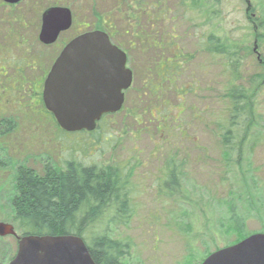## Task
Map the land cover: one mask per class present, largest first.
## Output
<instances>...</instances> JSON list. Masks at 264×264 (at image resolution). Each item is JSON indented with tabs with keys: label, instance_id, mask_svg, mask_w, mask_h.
Returning <instances> with one entry per match:
<instances>
[{
	"label": "rangeland",
	"instance_id": "rangeland-1",
	"mask_svg": "<svg viewBox=\"0 0 264 264\" xmlns=\"http://www.w3.org/2000/svg\"><path fill=\"white\" fill-rule=\"evenodd\" d=\"M166 3L171 9L170 0ZM218 4L217 15L211 20H201L192 12L190 20L184 19L177 3L175 13L168 12V18L174 17L176 23V48L184 55L176 83L161 84L157 91L160 84L154 73V68H160L158 59L165 60L176 50L173 54L129 51L134 83L126 93L124 108L107 117L93 133H63L44 107L35 104L33 92L25 88V103L18 107L19 101L7 111L17 126L5 136L0 133V223L12 225L18 232L9 198L14 192L12 179L20 166L44 177L49 166L63 169L67 162L76 161L87 167L120 169L130 175V219L112 230L114 239L129 245L126 264H201L213 253L232 246L241 232L248 237L264 233V93L255 100L259 107L255 114L257 132L237 162L236 156L225 157L216 133L226 116L222 97L232 81L221 58L202 53L197 47L198 43L207 45L208 35L215 34L252 50L253 41L243 45L237 40L252 33L255 15L246 13L244 0H219ZM54 5L70 9L76 22V31L63 35V44L73 40L78 29L96 26L99 16L114 7L111 0H22L14 7L0 0V50L4 56H12L14 64L34 62V69L28 64L24 69L28 85L46 75L62 50L60 43L48 47L39 41L42 15ZM151 12L150 16L159 14ZM148 20L145 23L152 24ZM191 21L197 26H192ZM117 24L122 35L126 29L120 21ZM155 29L162 30L164 26L158 24ZM255 45V54L248 55L247 68L243 70L245 77L257 70L256 58L262 51ZM245 47L240 51L245 52ZM8 74L15 76L13 68ZM180 91L187 93L182 95ZM163 140L176 141L177 159L167 147L164 158L156 160L158 147L166 145ZM189 150L197 158L186 157ZM173 158L175 162L191 161L192 166L181 179L178 194L168 199L157 188L162 184V168ZM138 160L144 167L138 165ZM9 249L17 252L18 241L12 236L0 237V256ZM5 260L0 257V263Z\"/></svg>",
	"mask_w": 264,
	"mask_h": 264
},
{
	"label": "trees",
	"instance_id": "trees-1",
	"mask_svg": "<svg viewBox=\"0 0 264 264\" xmlns=\"http://www.w3.org/2000/svg\"><path fill=\"white\" fill-rule=\"evenodd\" d=\"M244 1H247L246 13L251 12L255 17L251 20L252 33L237 42L242 41L244 45L253 41L252 50L223 40L215 34L208 35L207 45L197 44L200 52L224 61V70L232 81L222 97L226 116L218 124L216 139L223 155L236 156V162L258 127L255 114L259 107L255 100L264 93V2ZM176 3L181 16L187 20L191 19L190 12L195 13L201 20H211L220 7L219 0H176ZM190 23L192 26L196 25L193 21ZM255 43L262 54L258 53L260 57L256 58V73L245 77L243 70L247 68L248 55L255 54ZM242 47L246 48L245 52L240 51ZM183 56L178 47L175 56L168 58V66L154 68L157 80L161 81L157 91H160L161 84L177 82L183 69ZM12 58L10 55L4 56V52L0 50V133L4 136L17 126L16 119L9 118L8 109L17 106L19 101L18 107L25 103V88H29V80L24 72L27 61L14 64ZM33 63L30 62L27 67L34 69ZM11 68L15 73L12 78L7 75ZM184 93L187 92H181L182 95ZM55 168L49 166L44 177L25 167L20 166L16 170L11 182L14 192L9 198V204L14 215L12 221L20 235L79 237L88 247L95 264H126L129 245L114 239L112 230L130 219V190L127 182L130 175H125L120 169L97 165L87 167L76 161L67 162L63 169ZM177 182V176L174 175L166 180L169 191H164L163 195L168 199L178 194L180 181ZM240 235L234 244L248 237L243 232ZM15 254L16 252L9 249L0 256L7 259L2 262V258L1 263L12 261Z\"/></svg>",
	"mask_w": 264,
	"mask_h": 264
},
{
	"label": "water",
	"instance_id": "water-1",
	"mask_svg": "<svg viewBox=\"0 0 264 264\" xmlns=\"http://www.w3.org/2000/svg\"><path fill=\"white\" fill-rule=\"evenodd\" d=\"M1 1L15 6L22 0ZM71 27L68 8H51L42 16L39 41L51 46ZM132 82L126 54L104 32H89L72 40L56 59L44 83L43 102L65 132H93L105 114L122 109L124 91ZM7 236L18 240L17 254L9 264H95L79 237L20 238L12 225L0 223V237ZM202 264H264V234L221 249Z\"/></svg>",
	"mask_w": 264,
	"mask_h": 264
},
{
	"label": "flooded vegetation",
	"instance_id": "flooded-vegetation-1",
	"mask_svg": "<svg viewBox=\"0 0 264 264\" xmlns=\"http://www.w3.org/2000/svg\"><path fill=\"white\" fill-rule=\"evenodd\" d=\"M175 1L176 0H170V3H172V8L170 9L168 8V4L166 3V0H163L162 2L160 0H152L151 2H145V0H111V2L114 3V7L109 8L106 12L103 13V15L99 16V19H97L98 21L97 25L89 29L87 28L88 25L87 27L83 26L84 28L86 27V29L88 30L85 29L82 31L81 29H78L77 30L78 35L76 37L82 34H86L88 32H94V31L104 32L109 37L111 43L126 54L128 68H129V62H130V56L128 54L129 51L134 52L138 50V51H141L142 53H144L145 51H149V52L170 51V53L173 54L174 53L173 51L178 49V47L176 48V43H175L176 23H175L174 17L170 16V18H168V12L175 13V10H176ZM144 3H146V6L144 5ZM5 5L9 7H14V5L13 6L7 5V4ZM55 7H58V6L54 5L50 7L49 9L55 8ZM150 11H152L151 12L152 14H155V13H159V14L156 16L155 15L150 16ZM71 14H72V27L68 31L61 33L56 43L48 47H56V45L60 43L62 45L61 48L63 50L65 46L72 41L71 40L69 43L63 44L64 43L63 35L71 31L72 29H75L76 31V24H75L76 22H75L72 11H71ZM96 17H98V15ZM151 17L155 18V22L153 21ZM149 18L152 21V24L150 25L145 23V19L148 20ZM117 21H120L126 29L122 33V35L119 34V31L117 29L118 28ZM158 24L161 26H164V29L156 30L155 26ZM166 24H169L168 28L165 27ZM166 29H169V31H167ZM76 37H74L73 39H75ZM119 38L122 41H119ZM61 51L59 52V54L61 53ZM175 54L176 52L171 56V58H173ZM168 58L163 60L162 57H160V59H158V62H159L158 66L160 67L168 66L167 63L170 62V59L168 60ZM48 73L49 71L46 73V75H42L34 83L29 84V88H28L30 92H33L35 94V98H36L35 104L40 107L44 106L43 105V87H44V82H45V79ZM132 74H133V83H134V72L133 71H132ZM158 82L160 83L161 81L158 80ZM171 84H173V82H171ZM131 89L132 87L129 88L126 92H124L125 100H126V93L130 91ZM43 110L45 113H47L45 108ZM107 117L109 116H104L102 118L101 122L98 124V129L107 119ZM157 129L160 132L162 131V128L158 127ZM163 141L166 145L158 147V150H157L158 155L156 157V160L157 159L160 160L164 158V155H163L165 151L164 149L167 147L169 148L171 153L172 151L174 152V158L177 159V156H175L176 150H177L176 141L175 140H168V141L163 140ZM190 143L192 147L193 146L192 141H190ZM203 151L204 149L201 148V152ZM192 156L196 157L195 152L193 150H189L187 152L186 157L190 158ZM174 158L170 159V161L166 163V166L164 165V167L162 168L161 176L159 178L161 179L162 184L158 186L157 188V191L162 194L164 193V191H169L167 190L168 189L167 186L169 187V185L166 184V180H168L171 176L174 175V176H177L178 182L181 181L183 177L189 174V169L192 166L191 161L190 163L189 161L175 162ZM137 163L139 166L141 165L142 167H144V163L142 161L140 162L138 160ZM166 193L168 194L169 192H166Z\"/></svg>",
	"mask_w": 264,
	"mask_h": 264
}]
</instances>
